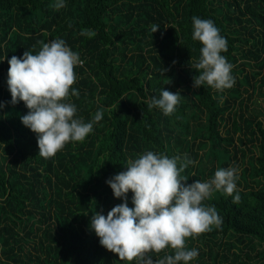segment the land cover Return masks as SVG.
Here are the masks:
<instances>
[{
    "label": "trees",
    "instance_id": "16d2710c",
    "mask_svg": "<svg viewBox=\"0 0 264 264\" xmlns=\"http://www.w3.org/2000/svg\"><path fill=\"white\" fill-rule=\"evenodd\" d=\"M53 4L0 0V264H135L100 245L90 215L106 216L123 202L106 181L145 150L187 155L195 162L181 173L188 184L237 166L240 201L213 193L204 204L215 206L222 223L186 238V246L204 247L199 264H264V248L258 250L264 244V0H66L58 10ZM194 15L213 20L227 39L231 89L193 87L190 61L201 47L191 39ZM85 28L96 36H81ZM56 38L84 60L74 69L79 96L69 97L77 116L88 122L102 110L103 119L83 142L45 158L36 134L21 122L25 104L11 103L8 60ZM162 88L181 93L168 116L147 107ZM165 252L171 250L146 255L156 260Z\"/></svg>",
    "mask_w": 264,
    "mask_h": 264
},
{
    "label": "clouds",
    "instance_id": "9594fccd",
    "mask_svg": "<svg viewBox=\"0 0 264 264\" xmlns=\"http://www.w3.org/2000/svg\"><path fill=\"white\" fill-rule=\"evenodd\" d=\"M53 7H66V0H54ZM191 39L199 42V56L190 65L197 73L193 87L209 86L223 92L235 84L233 65L223 55L228 51V41L211 19L191 18ZM160 29L151 26L152 33ZM81 36L94 38L92 29H81ZM37 51L26 50L21 57L12 56L9 63L7 85L11 103L21 101L28 109L20 117L22 124L37 137L39 156H55L69 142H83L103 119L97 110L91 121L77 116V105L69 97H78L72 86L77 80L74 69L83 65L80 53L73 51L62 38L48 42L39 41ZM36 46H33L35 48ZM181 100V93L166 88L151 97L147 107L171 115ZM224 97H220L223 103ZM0 107H3L0 104ZM195 163L185 155L168 156L162 152L145 150L128 161L126 170L106 181L114 197L123 201L105 216L96 211L90 215V230L99 238L106 250L118 255L120 261L135 264H190L199 256L196 248H187L186 238L211 231L222 223L214 205H205L215 192L240 201L237 188L239 168H218L213 177L188 184L181 173ZM129 193L131 207L129 206ZM235 193V195H233ZM154 260L149 252L160 253Z\"/></svg>",
    "mask_w": 264,
    "mask_h": 264
},
{
    "label": "rangeland",
    "instance_id": "374dc122",
    "mask_svg": "<svg viewBox=\"0 0 264 264\" xmlns=\"http://www.w3.org/2000/svg\"><path fill=\"white\" fill-rule=\"evenodd\" d=\"M196 244H197V242H196ZM202 248H204V247H201V249H199V254L203 252V249H202ZM263 248H264V244H261V245L258 247V250H261V249H263ZM252 254L255 255V252H253ZM203 262H205V263H211V262H210V259H209L208 257H205V258L203 259ZM190 264H199L198 257H197L195 260H193L192 262H190Z\"/></svg>",
    "mask_w": 264,
    "mask_h": 264
}]
</instances>
